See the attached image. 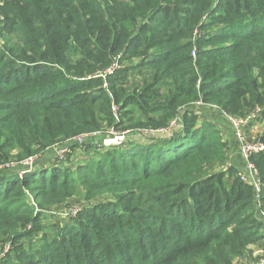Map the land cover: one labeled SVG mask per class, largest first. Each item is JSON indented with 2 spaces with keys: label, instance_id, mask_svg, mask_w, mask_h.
Listing matches in <instances>:
<instances>
[{
  "label": "trees",
  "instance_id": "obj_1",
  "mask_svg": "<svg viewBox=\"0 0 264 264\" xmlns=\"http://www.w3.org/2000/svg\"><path fill=\"white\" fill-rule=\"evenodd\" d=\"M256 107L264 123V0H0V264L264 255L254 189L205 118ZM110 127L136 140L72 142L64 161L39 164L55 143ZM74 150L86 161L65 165ZM249 158L264 204V150ZM77 191L73 215L44 221Z\"/></svg>",
  "mask_w": 264,
  "mask_h": 264
},
{
  "label": "built area",
  "instance_id": "obj_2",
  "mask_svg": "<svg viewBox=\"0 0 264 264\" xmlns=\"http://www.w3.org/2000/svg\"><path fill=\"white\" fill-rule=\"evenodd\" d=\"M114 67H116V63L113 64ZM111 68L107 70V72H110ZM260 113L259 107H256L255 109L251 110L248 114L242 117H236L232 115H227L225 113H221L227 122L230 124L232 128V133L235 141L237 142L239 146L241 161H242V168L240 170V179L250 185H252L254 192H255V201H257V209H258V215L262 219H264V204L260 200V180L258 178V172L256 167L252 164L250 161V155L252 153H256L258 151L264 150V143L261 142L259 139H256V141H253L251 139H248L245 131L249 126L254 123L257 120V117ZM174 126V121L170 123V126L163 130H168ZM161 131V130H160ZM128 130H118L113 127L108 128L104 133L100 132H90V133H83L76 135L74 137L65 139L61 141L60 143H55L51 146V152L54 153V158L60 162L64 161L66 157V152L68 147L72 142L76 144H84L86 142H90L93 145L100 147V145H104L107 148L111 147H118L120 146L126 139ZM103 135V137L100 140L94 139V137H100V135ZM37 156H34L36 158ZM34 158L30 157L23 161V164H29L30 166L34 163ZM31 169H25L24 172H27ZM24 172L22 174H24ZM80 206H77L75 208H70L68 212L64 214L71 213L73 215ZM260 253H254L253 256L256 254L259 256L260 260L257 262L252 260H247L246 258L240 259L238 262H245V264H256L259 262V264H264V255L259 251ZM237 262V264H238Z\"/></svg>",
  "mask_w": 264,
  "mask_h": 264
},
{
  "label": "rangeland",
  "instance_id": "obj_3",
  "mask_svg": "<svg viewBox=\"0 0 264 264\" xmlns=\"http://www.w3.org/2000/svg\"><path fill=\"white\" fill-rule=\"evenodd\" d=\"M203 112H204V109H203ZM205 115H206L205 118L212 119L213 121H217V122H221L223 119H225V117L221 114V112H218L215 109L214 110L211 109L209 112H205ZM262 127H264V125L261 124V121H256L255 122V126L253 127V129L248 130L249 128H247V130L245 131V134H246L247 138L251 139L253 141H256V139H258V137L260 136V134L263 131ZM227 131H229L231 133V131L229 130L228 127L224 128L222 130V133L227 132ZM168 132L167 131L166 132H162V133L148 132V137H149V140H155L157 138L168 137V136H170V134ZM127 136H128L127 142H131V141H135L136 140V136L131 134V132H128ZM228 136L230 137V134H228ZM102 137H103V135L101 134L100 137H94V139L100 140ZM232 138L234 139L233 135H232ZM100 147H101L100 150H106L107 149V147H105L104 145H100ZM237 148L239 149V146ZM70 153H71V156L69 157V160L66 159L67 162L65 163V165L73 166L74 165V161H80V162L86 161V159H85L86 157L84 156L82 151L74 150V151L69 152L68 154H70ZM239 155H240V151H239ZM49 158H50V160H52L54 158V153L53 152H51V156H49L48 154L46 155L45 159L48 160ZM239 158L241 159V156H239ZM45 159H44V161H43V159L41 161H39V164H41V163L44 164L45 163ZM52 162H54V161L52 160ZM227 164L231 165V164H229V160H228ZM34 166L36 167L35 162L31 166L29 164H22V169L19 171V174H22L25 169H33ZM82 202H84V200L82 198V194H81V192L77 191V193L72 198H70L67 201V203H65V205L59 207L56 210H53L51 212L46 213L45 214L46 218H45L44 221H47V222L49 221L50 223H52L53 221H57V220H59L58 217H62V215L64 213L68 212L70 208H75L77 206H81ZM2 255H3V253L0 254V256H2ZM259 258L260 257L257 256L256 254L253 256V259L256 262L258 260H260ZM238 264H242V263L238 262ZM243 264H245V262H243ZM256 264H259V262L256 263Z\"/></svg>",
  "mask_w": 264,
  "mask_h": 264
},
{
  "label": "crops",
  "instance_id": "obj_4",
  "mask_svg": "<svg viewBox=\"0 0 264 264\" xmlns=\"http://www.w3.org/2000/svg\"><path fill=\"white\" fill-rule=\"evenodd\" d=\"M207 119V118H206ZM206 121L208 122H211V123H215L216 125H218V127L220 129H224V128H229V130L231 131V133L229 131L227 132H224L223 137L227 139V143H228V160H229V164H232L233 166L237 167L239 169V171L241 170L242 168V161L241 159L239 158V149L237 148L238 147V144L237 142L232 138V128L230 126V124L225 120L223 119L221 122H217V121H213L212 119H207ZM256 122V121H255ZM255 122L252 123L250 126H249V129L248 130H251L253 129V127L255 126ZM261 124L264 125L263 122H261ZM264 127H262V130H263ZM228 134H230V137L228 136ZM232 134V135H231ZM49 155L51 156V151L45 153L43 156H42V159L44 161V159L46 158V155ZM41 159V160H42ZM50 158L48 160L45 159V163L49 162ZM227 160V162H228Z\"/></svg>",
  "mask_w": 264,
  "mask_h": 264
}]
</instances>
